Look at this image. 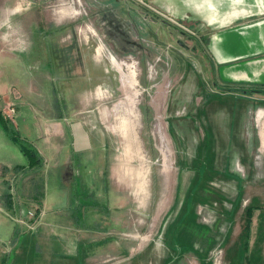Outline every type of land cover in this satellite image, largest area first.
<instances>
[{
    "label": "rangeland",
    "instance_id": "rangeland-1",
    "mask_svg": "<svg viewBox=\"0 0 264 264\" xmlns=\"http://www.w3.org/2000/svg\"><path fill=\"white\" fill-rule=\"evenodd\" d=\"M196 1L0 0V87L15 91L17 105L6 117L8 96L0 94L2 115L20 137L23 119L32 133L44 117H61L65 130L93 129L100 162L64 177L69 199L59 227L69 243L80 241L69 251L54 241L47 256L31 243L44 210L28 201L27 176L3 180L0 264H264V119L240 118L264 95L249 100L229 87L235 79L227 69L254 55L222 64L210 38L222 35L227 57L256 52L264 27L246 28L264 20V0H212V22ZM234 7L246 13L229 16ZM1 138L0 162L24 160ZM81 138L53 140L75 139L81 149ZM54 172L38 176L51 187ZM249 206L258 208L246 245Z\"/></svg>",
    "mask_w": 264,
    "mask_h": 264
},
{
    "label": "crops",
    "instance_id": "crops-1",
    "mask_svg": "<svg viewBox=\"0 0 264 264\" xmlns=\"http://www.w3.org/2000/svg\"><path fill=\"white\" fill-rule=\"evenodd\" d=\"M254 23H245V25ZM258 25L255 26H249L246 29H251L256 26L264 27V20L262 22L257 23ZM16 26V25H15ZM18 28V27H17ZM259 32L257 34L258 37H261L262 40V47L256 48V52H250L244 53V54H237L235 56L227 57L228 54L224 53V50L220 49L219 43H222V35H218L219 33H215L213 35H210V38H212L215 42L213 44V55L220 61V63H227V62H234L236 58H244L246 54L254 55L252 60H246L245 64L242 66H237L238 69H235L233 71L227 69L229 67H225L234 77L235 81L229 82V87L232 86V90L235 92V90H245L247 92L246 97L252 98V93H262L264 95V29L261 28V30H258ZM208 38V40L210 39ZM212 40V41H213ZM214 58V57H213ZM228 89V90H231ZM249 90H251V93H249ZM3 93V97L8 96L7 100H4L3 103H15V101L11 98V95L15 93L13 89L9 91L8 89H5L3 87H0V94ZM17 96H19V93H16ZM12 99V100H11ZM257 100V99H254ZM12 101V102H11ZM256 103L264 104V98L259 99L258 102H255L252 106V110H245L240 109V118L242 119L245 114H248L249 116H256V117H262L264 119V106H257ZM247 105L246 107H248ZM17 108V105H16ZM245 110V111H244ZM262 115V116H261ZM61 117H59V120ZM53 121V120H47V117H44L42 120V125L39 127L37 133H32L29 125L25 120L23 119V125H24V133L21 131V134L23 138H26L25 140H28L31 145L34 147V149L37 151L39 159L38 162L34 165H29L28 158L20 151L19 147V154L22 155L20 157H16L18 160L17 162L13 161L11 157L4 161L0 162V167L3 168L0 170V190H5V185H3V180L10 179L15 180L16 178H23L26 180V176L28 179V201H31L32 204H38L39 207H41L44 210V215L42 217V221L39 223L38 227L35 231L30 232L33 234V238L31 240L32 242L38 243V245L41 248H44V254L47 256V248L48 250H52L53 242L60 244L62 246V250H68V246L72 244L73 242H79L80 237H73L72 242L69 243V240L71 239V235H67L60 229V225H62L61 219L59 217H62L64 215V211L67 208V203L69 199V195L66 194L68 192L67 190V184L66 181H64V177L72 171H69L73 166L76 170L77 167H81L82 165L91 167L94 162H98L95 160V154L93 151L92 143L89 142V138L93 137L94 134H97V131L93 129H86V128H75V132L72 128H67L68 130H65V124L63 126L62 121ZM258 128V127H257ZM1 134H0V140L2 139V135H6V133L0 128ZM64 135L68 136H77L81 137V145L83 148L79 149L77 148V144L75 143V139L71 141V145H64L63 140L54 141L53 138H62ZM7 136V135H6ZM8 137V136H7ZM85 137V138H83ZM9 138V137H8ZM36 140L38 142V145L33 144V140ZM73 141V143H72ZM73 144V145H72ZM72 150L70 152V149ZM259 151V149H257ZM260 152V151H259ZM86 153V159H81V154ZM76 155L77 161L74 163L72 161V156ZM112 163L109 161L108 158V165H107V173L109 179L111 180V174H112ZM52 169L55 171V177L56 182L52 184L51 187H49V181H44L42 177H39L38 175L40 173H49V171H52ZM104 173L100 168L98 171H93L92 177L93 180L96 181L97 177L101 176ZM23 180V181H24ZM11 182V181H10ZM20 186V184H19ZM18 186V187H19ZM87 192L84 194L85 203L88 208H92L93 205L88 202V199L90 197L94 198V195L88 192V188L86 189ZM7 193V192H6ZM69 193V192H68ZM87 195V197L85 196ZM26 198V197H24ZM16 208V205H15ZM19 213V212H18ZM54 215H57L58 217L53 218ZM50 216V218H48ZM50 219V220H49ZM55 224L57 226L56 233L52 230V224ZM21 230H19L20 232ZM74 236V235H73ZM41 255V254H40ZM86 256V255H85ZM88 262V261H87ZM35 264H47L46 259H40L39 262L34 261ZM50 263V262H49ZM48 263V264H49Z\"/></svg>",
    "mask_w": 264,
    "mask_h": 264
},
{
    "label": "trees",
    "instance_id": "trees-1",
    "mask_svg": "<svg viewBox=\"0 0 264 264\" xmlns=\"http://www.w3.org/2000/svg\"><path fill=\"white\" fill-rule=\"evenodd\" d=\"M0 127L9 137V139L13 143H15L19 147L20 151L28 158L29 165H34L35 163L38 162L37 160L39 159V156L37 151L28 142H26L23 138H21L19 134H17L14 130L11 129V127L9 126V121L2 115L1 110H0ZM254 208H258V207L249 206L246 209V218L243 227V234H244V239L246 241V245L249 242L251 217Z\"/></svg>",
    "mask_w": 264,
    "mask_h": 264
},
{
    "label": "bare ground",
    "instance_id": "bare-ground-1",
    "mask_svg": "<svg viewBox=\"0 0 264 264\" xmlns=\"http://www.w3.org/2000/svg\"><path fill=\"white\" fill-rule=\"evenodd\" d=\"M236 1L238 2L239 0H236ZM236 1L232 0V2H236ZM196 5L198 7H203V8H205L208 11L210 10V11L214 12V11L217 10L212 0H198V1H196ZM168 9H170V8H168ZM210 11H209V13L211 14V18H210L209 21L212 22L215 19V13H212ZM245 13H246V10L244 8L238 9V8L234 7L232 9V11L230 12L229 16L236 17V16H238L240 14H245Z\"/></svg>",
    "mask_w": 264,
    "mask_h": 264
},
{
    "label": "built area",
    "instance_id": "built-area-1",
    "mask_svg": "<svg viewBox=\"0 0 264 264\" xmlns=\"http://www.w3.org/2000/svg\"><path fill=\"white\" fill-rule=\"evenodd\" d=\"M163 15V14H162ZM164 16V15H163ZM164 17H167V16H164ZM169 19H171L170 17H168ZM15 112V107L13 105V103H10V102H7L4 106H3V109H2V113L6 116V117H10L13 115V113ZM32 215V213H31ZM42 215V213L39 214V217ZM33 226H29V225H26L29 229H33L36 225V221H37V215L34 213L33 214Z\"/></svg>",
    "mask_w": 264,
    "mask_h": 264
},
{
    "label": "water",
    "instance_id": "water-1",
    "mask_svg": "<svg viewBox=\"0 0 264 264\" xmlns=\"http://www.w3.org/2000/svg\"><path fill=\"white\" fill-rule=\"evenodd\" d=\"M260 13V12H259ZM263 20H261V21H258L257 23H259V22H262Z\"/></svg>",
    "mask_w": 264,
    "mask_h": 264
}]
</instances>
